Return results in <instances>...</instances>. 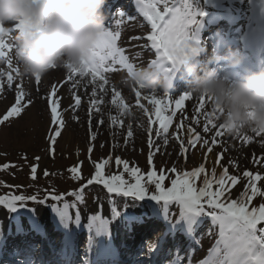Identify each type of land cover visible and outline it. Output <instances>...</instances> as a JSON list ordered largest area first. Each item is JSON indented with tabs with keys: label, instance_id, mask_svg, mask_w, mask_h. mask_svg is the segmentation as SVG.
<instances>
[{
	"label": "rangeland",
	"instance_id": "374dc122",
	"mask_svg": "<svg viewBox=\"0 0 264 264\" xmlns=\"http://www.w3.org/2000/svg\"><path fill=\"white\" fill-rule=\"evenodd\" d=\"M166 2L169 7H172L179 6L182 0H166ZM132 3H134L135 8L127 3L118 4L116 10H112L105 20L106 28L120 32L117 47L124 49V55L128 57V62L131 64L130 68H124L119 64L113 65L109 61L106 67L113 70L102 73L106 82L101 81L99 77L93 81L90 73L84 75L87 66L80 69L71 65H69V69L66 66L57 67L45 77L40 78L39 81L22 78L18 75L11 48L5 47L3 49L4 55L0 56V84L3 85L2 90H0V117H3L16 102L17 93L21 90L25 93L23 103L26 104L28 100H31V104H27L20 115L0 123V196L13 194L24 197L35 196L38 201H18L14 209L0 204V250H5L8 253L14 249L15 243L19 239L13 233L23 230H25V238L22 239L27 240L25 243L29 247L40 245V242L36 240L37 236L34 235V230L47 231L46 233L49 235L54 231L53 229H56L57 223H59L58 218H67V214L74 215L75 213L78 217H93L95 215L93 219L96 221L95 226H98L105 219L109 220L108 217L104 218L107 212L116 213L109 205L112 198L129 201L126 202V205H132V208H136L137 203H139L147 205L143 207L153 206L155 210H168L166 220L170 221L172 225H175L180 216L188 213L178 201L142 202L132 195L124 197L121 194L109 193L100 184L89 185L83 192H80L81 186L93 175L96 163L102 160H108L104 169L105 175L123 173L125 180L131 182L134 181L131 173L124 172L123 165H117V157L127 161L130 168H138L141 175H146L155 169L158 174L165 177L162 184L166 188L171 187L173 180L181 178V174L190 173L201 165L205 168V172L193 181L194 188L204 187V179L206 176L212 179L213 169H215V180L219 179L221 172L211 162L198 161L199 155L213 151L211 149H214V138L217 135L213 132L214 130L203 136L202 126L200 122H197L199 120L191 116L193 119L191 123H197L194 128L197 130H195L196 135L199 134V139H196L194 144H190L189 140L195 139L196 135L194 137L185 136L182 127L183 123L187 124L186 117L188 114L184 113L183 118V116L172 113L175 109L172 105L174 101L171 97L165 96V98L162 97L161 103L166 110L170 107V111L168 110L167 115L161 114V116L168 120V133L171 134V137L167 133L166 137L158 138L156 130L159 128V124L156 121V111H153L146 118L141 116L139 111L134 112V110L139 109L138 105L142 109V115L145 111L139 103L140 101L143 104L141 97L138 95L136 96L138 100H135V96L131 97L134 94L133 90L129 88L126 92L125 89L120 90L114 85L117 78L122 80L125 76L131 81L128 75L129 70H135L146 65L147 62L155 60L149 44L147 45L149 48L145 47V41L141 38V36L147 37L151 32L150 23L139 13L136 0H132ZM119 5L121 6L118 7ZM158 8L163 12L164 3L158 4ZM118 9L132 14L135 18L131 21L124 18L122 23L117 26L112 20V14ZM222 9L219 7L217 11H222ZM10 32L15 34V29ZM3 39L5 44L9 45V37L6 35ZM71 70H79L81 74L72 73ZM9 74L13 76L11 87L8 86L7 81ZM132 74L130 73L131 77ZM125 83L128 85L127 82ZM53 87L56 89V98L59 100V112L63 120V127L60 128V135L55 137V142L51 145L52 151H50L49 137L59 127V125H53L49 109V93ZM94 90L95 95H93ZM119 92L122 93L120 98ZM127 94L129 99H133L131 105L123 101ZM75 96L80 98L78 107L75 106ZM93 101L95 105H93ZM39 105L40 110L38 109ZM95 106L97 107L94 108ZM90 108L92 109L91 116ZM96 109L100 113L95 111ZM126 113H129V116H124ZM138 115L146 122L144 128L138 119ZM90 119L92 121L91 127L89 125ZM150 119L153 121L151 125V147L149 145ZM100 120H103L102 124L98 123ZM129 131L132 133L130 137L128 136ZM165 138L167 144L164 142ZM205 140L209 141L207 145L204 144ZM155 142L158 144L155 146V150H152ZM181 142H183V146ZM90 148L92 149L91 152H89ZM164 152H170L171 158H166L167 154ZM37 158L39 159L37 160ZM6 165L9 166L5 167ZM34 165L36 166L35 174L32 172ZM76 165H79V173L82 179H74L73 174L69 171L71 167ZM172 169H175V172ZM45 170H47L48 175H45ZM229 176H236L239 179L231 189L230 186L232 185H227L226 196L230 199H244L241 193L245 191V188H240L241 185H244L241 184L242 178L235 173ZM215 180L213 181L214 188ZM144 183L149 191H156L153 184H147L146 180ZM256 186L264 191V182H257ZM69 191L80 203L75 211L69 207L66 212L63 205L50 199L52 195L49 193L60 194ZM81 196H83L82 201L80 200ZM91 199L92 204H90ZM84 203H89V205ZM246 203H248L249 208L259 207L260 204L264 203V197L257 196L250 202L246 201ZM83 206L84 210L80 211ZM40 211L47 212L48 218L54 220L50 221L49 225L45 224L41 220L40 216H43V213ZM188 214H191L195 219L193 213ZM180 218L182 222V217ZM207 219L208 221L202 222L200 226L198 238L202 244L208 242V245L215 238L216 230L214 229L211 231V235H208L212 227V220L209 217ZM90 223L94 224V221L91 219ZM32 237L35 239H31ZM78 247L80 250L83 249L80 244ZM187 262L182 260L181 263L187 264Z\"/></svg>",
	"mask_w": 264,
	"mask_h": 264
},
{
	"label": "snow or ice",
	"instance_id": "6c2138e0",
	"mask_svg": "<svg viewBox=\"0 0 264 264\" xmlns=\"http://www.w3.org/2000/svg\"><path fill=\"white\" fill-rule=\"evenodd\" d=\"M160 3H164L163 12L158 8V4ZM136 4L139 6V13L146 18L151 26V32L147 35L146 39L151 42V47L159 54V59L153 60L151 64L158 65L162 69L169 71L195 52L192 43H190L188 29L189 26L198 23V17L206 15L203 9L193 7L190 0H182L179 6L172 7L168 6L166 0H136ZM124 18L131 21L135 17L120 9L112 14V20L117 26L122 23ZM12 30L14 29H9V31ZM119 36L120 32H114L110 28L105 27V31L101 34L100 39L92 51L90 60L87 63V71L84 75L90 73L93 81L97 77L101 81H105V76L102 73L113 70L106 67L109 61L113 65L119 64L124 68L131 67V64L128 62V57L124 55V49L117 47ZM5 47L10 48V45H6L4 39H0V56L4 55L3 49ZM66 67L69 69V66ZM71 72L80 73L79 70H71ZM36 79L39 81L40 78L37 77ZM7 81L8 86L11 87L13 82V76L11 74L7 76ZM2 87L3 85L0 84V90H2ZM93 95H95V90ZM191 95V92L185 91L175 101L176 105L180 106L186 99L191 98ZM24 97L25 93L22 90L17 93L16 102L3 117H0V123L11 117L20 115L23 108L27 104H31V100H28L26 104L23 103ZM74 102L75 106L78 107L80 103L79 96L74 97ZM150 102L153 105H159L161 100L152 98ZM92 103L95 105L94 101ZM49 109L53 125H59L55 133L49 137L50 151H52L51 145L54 144L55 137L60 135V128L63 127L55 87L49 93ZM91 110L90 108V116ZM155 115L156 121L159 124V128L156 130V136L158 138L161 136L166 137L169 130L168 120L161 116V110L159 108L156 109ZM91 122L90 119V127ZM98 123L102 124L103 120L98 121ZM211 123V120L207 121L204 125V131H208V126ZM149 124V145L151 147V125L153 124L151 119L149 120ZM221 128L224 129L223 127ZM189 131L195 132V129L189 128ZM255 132L257 134H264V130ZM131 135L132 133L129 131L128 136L130 137ZM217 135H220V133L218 132ZM92 138L94 139V136ZM196 139H199L198 133L195 139L189 140V143L194 144ZM246 139L250 140L251 138L246 137ZM164 142L167 144L166 138ZM208 143V140L204 141L205 145ZM181 144L183 146V142ZM91 151L92 149L90 148L89 152ZM220 156L222 154H218V159ZM107 163L108 160H102L96 163L93 175L81 186L80 192H83L89 185L100 184L112 194L132 195L137 198H143L149 195L144 183L146 180L147 184L155 185L156 191L151 193L153 199L157 201H178L186 212L196 214L205 213L218 223L219 234L216 244L209 249L208 258L201 261V264H264V225H262V222H264V203L260 204L259 207L252 208H249L248 203H246V201L250 202L254 197H264V191L256 186V181L261 179L258 173L253 175L251 172L245 171L244 176L249 179V184L245 187V191L241 193L244 199H230L226 196L228 191L227 185L231 184L234 186L239 178L229 176L227 168L223 170L218 180H215V169H213L212 179L206 176L204 179V187L199 189L194 188L193 181L201 173L205 172L203 165L192 170L190 173L185 172L181 174V178L173 180L171 187L166 188L162 184L165 177L162 174H158L155 169L149 171L146 175H141L138 168H130L127 161H123L117 157V165H123L124 172L131 173L134 180V182H131L125 180L123 173L112 174L110 176L105 175L104 169ZM7 166L9 165L5 167ZM69 171L73 174L74 179H82L79 173V165L71 167ZM172 171L175 172V169H172ZM32 172L33 174L36 172L35 165L32 168ZM45 175H48L47 170H45ZM214 180L215 188L213 187ZM50 199L59 202L64 197L62 195H52ZM24 200L38 201L35 196L24 197L15 194L11 196H0V204H4L12 209L16 207L18 201ZM80 200H83V196L80 197ZM62 205L63 209L67 212L70 205L68 203ZM71 207H76V204L71 205ZM207 208H211L213 211H207ZM208 235H211V230ZM189 264H191V261H189Z\"/></svg>",
	"mask_w": 264,
	"mask_h": 264
},
{
	"label": "bare ground",
	"instance_id": "6f19581e",
	"mask_svg": "<svg viewBox=\"0 0 264 264\" xmlns=\"http://www.w3.org/2000/svg\"><path fill=\"white\" fill-rule=\"evenodd\" d=\"M214 1H217L220 3V5H222V12H215V5L213 4ZM119 2L129 3L128 0H106V4L104 6L105 15L116 3ZM190 3L193 4V7H199L207 11V15L198 17V23L189 26L188 29L190 43L205 49V53L198 56L201 59H204L207 54H211L213 51H225L224 48H219L221 42L226 37L234 35V32H236L238 28H242L243 35L246 34V31H251V22L248 23V21L251 19L252 9L256 5H260L264 10V0H190ZM245 23L247 26L249 25V27H247ZM242 34H237L239 39L242 38ZM209 42H214L216 46L211 52H208L206 48V45H208ZM212 48L213 47H211V49ZM173 71H177L176 66L173 68ZM171 76H173V89L175 90L173 93L175 95L172 97L174 101L172 105L175 107V109L172 113H177L179 116H183V118L184 113L188 114L186 117L187 124H182L183 133L185 136L194 137L196 135V132L189 131V128L195 129L194 126L197 125V123H191L193 120L192 117H196L199 120L202 126L203 136L208 135L207 132H212L213 130V132L216 134L218 132L220 133V135H216V138H214L213 151H207L205 154L199 155L198 161L206 160L209 163L211 162V164L221 173L225 168H229L230 172H234L241 177H245L244 173L245 171H248L253 175L258 173L264 178V134H257L256 132L252 131H248L244 134H231L227 132L225 130V125L221 123L220 111L214 107L212 100L205 96H203V98L202 96L198 98L197 95L191 93V98L186 99L180 106H177L175 101L179 98V95L183 94L185 91H189L188 84L185 80L180 81L182 75L178 71ZM125 82H127L129 86ZM114 83V85L120 90L125 89L126 92L129 88L133 90L134 94L131 95V97L135 96V100H138L136 96L139 95L141 97V100L146 107L143 108L145 110L143 115L141 113L142 109L139 107V105L138 108L140 110H134V112L139 111L141 116H145L146 118L153 111H156L157 108L161 110V114L167 115L168 110L170 111V107H168V110H166V108H163L162 103L159 105H153L150 102L152 98L161 100L162 97L165 98V96L167 97L169 95L165 93L164 96H162L163 93H147L141 88L133 86L131 81L127 79L126 76L123 77L122 80L117 78ZM180 84H184L185 87L177 89ZM184 88L185 90H183ZM121 95L122 93L119 92V98ZM197 98L198 101H196ZM132 100L133 99H129L127 94L126 99L123 101L131 105V102H133ZM202 102L204 104L203 106H201ZM96 107L97 106L94 108ZM38 109L40 110V105ZM36 111L39 112L37 109ZM95 111L100 113V111L97 109ZM103 112L105 111L103 110ZM140 115H138V119H140V123L144 128L146 122L143 118H141ZM208 120H211L212 123L209 124L208 131H204V125ZM168 135L171 137L170 133H168ZM246 137H250L251 139L248 140ZM157 144L158 142L154 143V148L152 150H155V146ZM164 154H167L166 158H171L170 152H164ZM218 154H222L223 156H220L218 159ZM259 182L263 183L264 180L260 179ZM241 184L244 185H241L240 188H245L249 184V179L245 177ZM167 211L168 210H163L151 213L150 208L146 209L143 207L140 210H133L132 208L128 214L123 216L120 214L107 212L104 216L108 217L109 220L105 219L103 223L96 227L90 224L91 218L89 216H83L77 219L67 214V218H64L63 221L59 222V226L63 229L64 233L67 234L62 235L64 237L63 241L61 239V247L56 245V248H52V252L50 242L45 240L41 246L38 245L39 250H41V254H29L28 259H25V263H35L29 262L28 260L30 259H36L38 261L41 260V264H59L60 260H66V262L75 260V258L81 254L78 251V244L84 243L83 245L86 247L84 255L87 261L93 260V262L98 264H135L137 257H143V255L133 257L134 260H131L127 257L132 251L135 253L136 248L139 249V247H136L140 241L138 234L148 232L147 230L157 225L158 228L150 232L144 242L145 244L147 243L146 248L149 250L154 249L160 244V241L158 240L156 242V239L159 237L162 239L164 246L163 249H160L158 252H156V254H154V259H148L149 264H160L163 257L166 255L165 249H175L176 253L173 254L175 255L191 249L194 241H197V238L193 237L196 233H194L191 228L184 227L183 234H180L176 231L169 233L164 230L167 229V227L164 225ZM40 212L43 213V216H40L41 220L49 223L48 213L43 211ZM78 228H81L82 231L78 232ZM162 230L164 231L162 232ZM31 239L34 240L35 238L32 237ZM36 240L40 242V236H37ZM26 241L27 240H23L20 244L15 245V248L11 250V253L13 255H19L23 250L29 251L31 247L28 245L24 247ZM57 241L60 243V238H58ZM61 248L67 254L65 257H63V253H60ZM177 249H180L178 253ZM184 254L187 255L186 252ZM98 255L105 256L107 261L100 263L98 259L94 260ZM149 255L152 254L150 253ZM0 256H2L1 253ZM82 260L84 261V264L87 263L85 259ZM142 264H145V261H143Z\"/></svg>",
	"mask_w": 264,
	"mask_h": 264
},
{
	"label": "clouds",
	"instance_id": "9594fccd",
	"mask_svg": "<svg viewBox=\"0 0 264 264\" xmlns=\"http://www.w3.org/2000/svg\"><path fill=\"white\" fill-rule=\"evenodd\" d=\"M105 4L106 0H0V39L9 37L18 75L36 79L60 66L86 67L105 31ZM192 47L195 52L176 65L188 90L212 100L227 132L264 130V67L238 75L221 73L215 65L223 61L229 69L239 68L243 54L228 47L201 61L198 56L205 49ZM131 83L147 93L167 94L173 77L160 66L147 64L134 70Z\"/></svg>",
	"mask_w": 264,
	"mask_h": 264
},
{
	"label": "trees",
	"instance_id": "16d2710c",
	"mask_svg": "<svg viewBox=\"0 0 264 264\" xmlns=\"http://www.w3.org/2000/svg\"><path fill=\"white\" fill-rule=\"evenodd\" d=\"M68 201V200H67Z\"/></svg>",
	"mask_w": 264,
	"mask_h": 264
}]
</instances>
